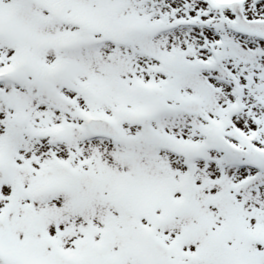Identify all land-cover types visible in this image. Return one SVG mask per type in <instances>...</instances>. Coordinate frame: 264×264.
Wrapping results in <instances>:
<instances>
[{
    "label": "snow or ice",
    "instance_id": "obj_1",
    "mask_svg": "<svg viewBox=\"0 0 264 264\" xmlns=\"http://www.w3.org/2000/svg\"><path fill=\"white\" fill-rule=\"evenodd\" d=\"M0 264H264V0H0Z\"/></svg>",
    "mask_w": 264,
    "mask_h": 264
}]
</instances>
